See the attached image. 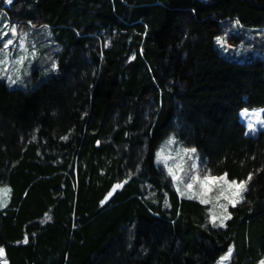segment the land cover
<instances>
[{
	"label": "trees",
	"instance_id": "obj_1",
	"mask_svg": "<svg viewBox=\"0 0 264 264\" xmlns=\"http://www.w3.org/2000/svg\"><path fill=\"white\" fill-rule=\"evenodd\" d=\"M1 10L47 26L59 50L36 89L0 77L10 188L0 264H215L229 248L228 264L264 259V130L248 135L240 116L264 108V61L217 46L242 41L233 21L264 31V0H0ZM170 134L211 175L252 174L225 227L156 164Z\"/></svg>",
	"mask_w": 264,
	"mask_h": 264
},
{
	"label": "rangeland",
	"instance_id": "obj_2",
	"mask_svg": "<svg viewBox=\"0 0 264 264\" xmlns=\"http://www.w3.org/2000/svg\"><path fill=\"white\" fill-rule=\"evenodd\" d=\"M3 2L8 7L12 3H8L7 0H3ZM13 27L16 29V35L11 32ZM227 32L231 34L241 33L243 39L233 45L226 41L225 36L219 37L222 40L218 42L217 39V46L224 56L239 62L258 58L264 61V31L261 32L259 29L242 30L238 26L237 21H233L230 23ZM4 33H7V35H4ZM8 39L13 40V44L4 49L3 44ZM58 50L59 46L54 42L51 30L47 26L36 28L31 23H18L9 17L6 10H1L0 77L10 87H19L25 90L39 87L56 71V52ZM21 57H25L22 63L18 62ZM257 112L260 113L259 118L254 115ZM240 116L241 121L247 128L248 135L257 136L260 131L264 130V108L244 109ZM250 124L252 128H249ZM169 140L174 142L168 143ZM184 149L195 148L185 144L176 134H170L159 146L156 164L164 167L168 174L169 168L173 170V174L169 175L172 177L174 187L180 197L196 199L201 202L207 201L205 204L210 206V220L213 225L225 227L229 219L228 208L232 206L229 200L238 199L240 200L239 203H241L249 189L248 184L246 186L247 191L241 193L242 199L233 195L237 189L235 187L230 189L225 181H209L205 185L203 183L205 176L220 177L222 175H211L207 172L201 161L200 153L196 149L194 153H185ZM158 154L161 155L158 156ZM197 176L199 179H193V177ZM227 180L231 181L228 177ZM189 183L192 184L191 189L187 187ZM4 190H10V188L8 186H0V208L7 207L10 201V191ZM239 203H236V205ZM213 217H215L214 222ZM231 249L233 254V248ZM230 257L223 261L221 257L215 264H228Z\"/></svg>",
	"mask_w": 264,
	"mask_h": 264
},
{
	"label": "snow or ice",
	"instance_id": "obj_3",
	"mask_svg": "<svg viewBox=\"0 0 264 264\" xmlns=\"http://www.w3.org/2000/svg\"><path fill=\"white\" fill-rule=\"evenodd\" d=\"M7 2H8V3H11L12 0H7ZM237 23H239V21H237ZM11 32H12L13 35H16V29H15V27H13V28L11 29ZM4 35H7V33H4ZM220 40H222V38H218V42H219ZM12 44H13V40L8 39V40L3 44V48H4V49H7V48H8L10 45H12ZM24 59H25V57H21L20 60H19L18 62L22 63ZM13 83H15V81H13ZM254 115H255L257 118H259L260 113L257 112V113H255ZM249 128H252V125H251V124L249 125ZM65 139H66V137H65ZM173 142H174V141H172V140H169V141H168V143H173ZM183 151H184L185 153H190V152H191V153H194L196 150H195V149H184ZM159 155H161V154H158V156H159ZM165 159H167V158H165ZM168 171H169V174H170V175L173 174V170H172L171 168H169ZM227 176H228L227 173L223 174V175L220 176V177L205 176V177L203 178V183H204L205 185H207V184L209 183V181H217V180H219V181H225L226 183H228V186H229L230 189H231L232 187H235V188L237 189V191H236L235 193H233V195L236 196V197H240V198L242 199L241 193H242L243 191H247V187H246V186H247V183L252 179V174L250 173V174L248 175V177H247L246 180H240V181H237V180H235V179H233V180H231V181H228V180H227ZM173 178L176 179L175 176H173ZM193 179H199V177H198V176H197V177H193ZM126 182H127V181H125L124 183H126ZM120 187H122V184H116V185L113 187V189H112V190H111V191L105 196V199L101 201V204L105 203V202L107 201V199L111 197V195L113 194V192H114L116 189L120 188ZM187 187H188L189 189H191V188H192V184L189 183V184L187 185ZM4 191H10V190H4ZM202 202H203V203H207V201H202ZM229 202L232 204L233 207H235L236 203H239L240 200H238V199H237V200H232V199H230ZM228 218H230V217H228ZM214 221H215V217H213V222H214ZM221 226H222V225H221ZM25 242H27V241L25 240ZM3 254H4V250H3L2 248H0V256H2ZM231 254H232V249L229 248L228 253L226 254L225 257H222L221 260L223 261V260H225V259H228V258L231 256ZM261 264H264V261H261Z\"/></svg>",
	"mask_w": 264,
	"mask_h": 264
},
{
	"label": "crops",
	"instance_id": "obj_4",
	"mask_svg": "<svg viewBox=\"0 0 264 264\" xmlns=\"http://www.w3.org/2000/svg\"><path fill=\"white\" fill-rule=\"evenodd\" d=\"M260 264V263H259Z\"/></svg>",
	"mask_w": 264,
	"mask_h": 264
}]
</instances>
